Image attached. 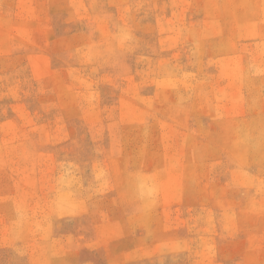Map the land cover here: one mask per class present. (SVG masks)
<instances>
[{"label":"rangeland","instance_id":"374dc122","mask_svg":"<svg viewBox=\"0 0 264 264\" xmlns=\"http://www.w3.org/2000/svg\"><path fill=\"white\" fill-rule=\"evenodd\" d=\"M0 264H264V0H0Z\"/></svg>","mask_w":264,"mask_h":264}]
</instances>
